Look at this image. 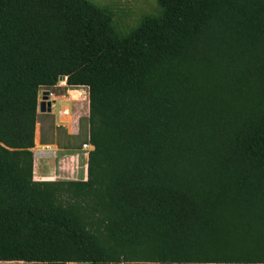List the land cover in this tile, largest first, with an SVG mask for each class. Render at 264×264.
Returning <instances> with one entry per match:
<instances>
[{
  "label": "trees",
  "instance_id": "1",
  "mask_svg": "<svg viewBox=\"0 0 264 264\" xmlns=\"http://www.w3.org/2000/svg\"><path fill=\"white\" fill-rule=\"evenodd\" d=\"M157 5L121 37L88 0H0V262L264 264V0ZM60 79L83 141L38 113ZM37 125L93 146L86 181L33 180Z\"/></svg>",
  "mask_w": 264,
  "mask_h": 264
},
{
  "label": "rangeland",
  "instance_id": "2",
  "mask_svg": "<svg viewBox=\"0 0 264 264\" xmlns=\"http://www.w3.org/2000/svg\"><path fill=\"white\" fill-rule=\"evenodd\" d=\"M99 8L108 11L112 16V24L115 32L121 36H127L135 30L143 18L156 17L160 15L161 9L157 5V0H88ZM48 95H47V94ZM51 102V114L56 126H60L66 130L67 134H77L80 127L81 133L78 135V141H83L87 136V89L77 88L71 89L65 84V79H60L58 84L51 89H42L38 94V102ZM86 104V107H85ZM68 110V113H67ZM39 113V111H38ZM68 117V121H67ZM77 132V133H74ZM39 142V125L36 127V145ZM78 161L82 159V153ZM78 173L70 181L82 180L83 165L79 163ZM53 167V166H52ZM82 167V168H81ZM53 171V169H52ZM49 172V171H48ZM47 172V173H48ZM53 178V176H52ZM60 181V179H56ZM66 181V180H65ZM69 181V180H67ZM20 264V263H17Z\"/></svg>",
  "mask_w": 264,
  "mask_h": 264
},
{
  "label": "crops",
  "instance_id": "3",
  "mask_svg": "<svg viewBox=\"0 0 264 264\" xmlns=\"http://www.w3.org/2000/svg\"><path fill=\"white\" fill-rule=\"evenodd\" d=\"M80 88H84V87H80ZM85 107H86V104H85ZM87 112H88V104H87ZM67 113H68V110H67ZM78 130H80V127L77 129V131ZM74 133H77V132H74ZM68 135L78 136L79 132L77 134H68ZM36 144L37 143H36V134H35L34 146ZM32 153H33V180L34 181H38V182L56 181V179H60V181H65V180L70 181L78 173V168L80 167L79 163L83 165L82 167L84 171L82 173V176L84 177V173H85L84 167L87 164V159L82 154H81L82 159L78 161V157L80 156V154L75 155V152L64 151L63 149H59L55 144H41L40 137H39V142H38V148L34 147L32 149ZM17 263L29 264V263H23V262H0V264H17ZM73 264H76V263H73Z\"/></svg>",
  "mask_w": 264,
  "mask_h": 264
},
{
  "label": "built area",
  "instance_id": "4",
  "mask_svg": "<svg viewBox=\"0 0 264 264\" xmlns=\"http://www.w3.org/2000/svg\"><path fill=\"white\" fill-rule=\"evenodd\" d=\"M93 150V146L88 142L86 141L85 143H83L80 147V152L82 153V155L87 159L88 158V154L90 151ZM85 168V173H84V177L82 178L83 181H86L87 180V174H86V166L84 167Z\"/></svg>",
  "mask_w": 264,
  "mask_h": 264
},
{
  "label": "water",
  "instance_id": "5",
  "mask_svg": "<svg viewBox=\"0 0 264 264\" xmlns=\"http://www.w3.org/2000/svg\"><path fill=\"white\" fill-rule=\"evenodd\" d=\"M38 111H39L40 114H49V113H51V111H52L51 102H49V101H47V102H45V101L38 102Z\"/></svg>",
  "mask_w": 264,
  "mask_h": 264
},
{
  "label": "bare ground",
  "instance_id": "6",
  "mask_svg": "<svg viewBox=\"0 0 264 264\" xmlns=\"http://www.w3.org/2000/svg\"><path fill=\"white\" fill-rule=\"evenodd\" d=\"M67 121H68V117H67Z\"/></svg>",
  "mask_w": 264,
  "mask_h": 264
}]
</instances>
